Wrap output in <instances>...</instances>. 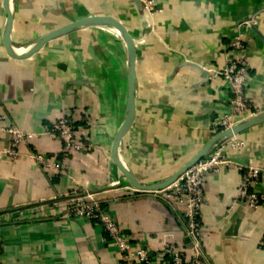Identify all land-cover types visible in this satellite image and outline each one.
<instances>
[{"label": "crops", "instance_id": "0c3cea01", "mask_svg": "<svg viewBox=\"0 0 264 264\" xmlns=\"http://www.w3.org/2000/svg\"><path fill=\"white\" fill-rule=\"evenodd\" d=\"M153 11L133 0H11V43L21 48L36 37L87 15H112L131 32L137 48L136 111L120 156L143 184L168 177L219 132L231 113L232 93L207 70L226 63L234 35L250 41L244 51L249 72V113L264 112V0H150ZM257 19L259 35L241 25ZM0 0V124L32 134L16 160L0 157V264H122L115 244L99 224L66 214V194L91 193L133 239L158 249L165 241L185 259L193 254L185 234L183 207L160 193H132L111 158L113 136L126 97L122 40L107 28L78 29L27 56L7 53ZM71 114L88 151L64 153L46 130ZM245 118L235 117V121ZM244 146L226 149L241 164L264 167V123L238 135ZM9 141L0 138V149ZM32 152L57 159L65 174L44 169ZM114 180L120 186H112ZM241 173L233 167L204 177L201 212L202 264H264V204L234 201ZM264 196V173L253 187ZM156 194V195H155ZM153 264V263H149Z\"/></svg>", "mask_w": 264, "mask_h": 264}, {"label": "built area", "instance_id": "2783aa9c", "mask_svg": "<svg viewBox=\"0 0 264 264\" xmlns=\"http://www.w3.org/2000/svg\"><path fill=\"white\" fill-rule=\"evenodd\" d=\"M144 8L152 13L153 7L150 0H141ZM257 19L250 17L248 21H241V25H256ZM250 38L242 32L237 33L229 42L225 51L226 63L220 69L207 70L210 77H221L226 81L231 93V113L219 119V130L232 126L235 117L248 118L249 106L245 98V82L248 79V62L244 53ZM6 115H0V121H5ZM46 133L62 143L64 153L85 152L91 148L86 138H79L75 131V125L71 114L58 117ZM0 138L9 141V146L0 149V157H8L16 160L19 148L27 143L32 134L19 130L12 124H0ZM244 143L237 136L214 147L207 155L188 168L181 176L166 188L156 191L167 202L181 205L183 219L185 221V234L192 246L193 254L185 259L183 254L168 241L162 243L158 249H151L144 245L143 241L133 239L125 232L122 225L103 206L101 200L91 193H82L78 189H72L66 194V214L69 217H81L95 224H99L106 234L107 240L113 242L120 254L122 264H202L201 244L203 242V226L201 212L205 204L204 177L210 172H218L222 168L233 167L241 173V182L238 186L234 201L241 202L250 208H257L264 204V196L254 190L255 184L264 173V167L252 164H241L229 158L226 149L239 151ZM30 156L44 169H54L59 174H65L57 159H50L47 155L32 152ZM112 186L119 187L120 181L114 180ZM127 189L131 188L126 186Z\"/></svg>", "mask_w": 264, "mask_h": 264}, {"label": "water", "instance_id": "95a60500", "mask_svg": "<svg viewBox=\"0 0 264 264\" xmlns=\"http://www.w3.org/2000/svg\"><path fill=\"white\" fill-rule=\"evenodd\" d=\"M133 1L139 9H145L141 0ZM3 6L5 10V23L2 32V41L7 53L13 57L24 55L27 56L38 50L47 42L58 39L82 28H107L118 33L124 45L125 52L126 97L123 118L113 136L110 150L112 161L120 170L122 177L129 183V187L131 188V190L129 189V191L132 193L156 192L166 188L179 176H181V174H183L188 168H190L193 164L207 155L217 145L253 126L264 123V112H261L238 121L226 129L220 130L210 139H208L187 162L181 165L168 177L156 183L143 184L136 178L134 173L123 162L120 156V146L122 139L132 127L136 111V45L134 38L130 35L124 24L112 15H87L85 17L75 19L63 25H60L36 37L30 43L21 47V50L18 51L19 48L17 49L16 47H14L10 39L14 19L11 0H3ZM243 20L248 21L249 17L244 18ZM248 27L256 35H259L255 25L250 24ZM194 65L201 71L204 80H206L208 78V72L204 69V66L199 64Z\"/></svg>", "mask_w": 264, "mask_h": 264}, {"label": "trees", "instance_id": "16d2710c", "mask_svg": "<svg viewBox=\"0 0 264 264\" xmlns=\"http://www.w3.org/2000/svg\"><path fill=\"white\" fill-rule=\"evenodd\" d=\"M125 26V25H124ZM126 27V26H125ZM127 28V27H126ZM127 30H128V28H127ZM129 31V30H128ZM129 33H130V35L132 36V34H131V32L129 31ZM133 37V36H132ZM54 40H56V39H54ZM54 40H52V41H54ZM50 42V41H49ZM136 56H137V48H136ZM125 92H126V90H125ZM126 94V93H125ZM125 99V98H124ZM103 206H105V203H103Z\"/></svg>", "mask_w": 264, "mask_h": 264}, {"label": "bare ground", "instance_id": "6f19581e", "mask_svg": "<svg viewBox=\"0 0 264 264\" xmlns=\"http://www.w3.org/2000/svg\"><path fill=\"white\" fill-rule=\"evenodd\" d=\"M112 31H113V30H112ZM114 32L118 35V33H117L116 31H114ZM118 37H119V35H118ZM19 50H21V49L19 48L18 51H19Z\"/></svg>", "mask_w": 264, "mask_h": 264}, {"label": "rangeland", "instance_id": "374dc122", "mask_svg": "<svg viewBox=\"0 0 264 264\" xmlns=\"http://www.w3.org/2000/svg\"><path fill=\"white\" fill-rule=\"evenodd\" d=\"M153 193H156V194H157L158 192H153ZM156 194H155V195H156Z\"/></svg>", "mask_w": 264, "mask_h": 264}]
</instances>
